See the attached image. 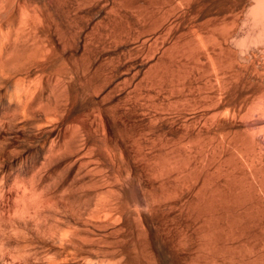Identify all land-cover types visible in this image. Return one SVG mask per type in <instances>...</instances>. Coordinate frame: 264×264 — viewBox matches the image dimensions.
I'll return each mask as SVG.
<instances>
[{"label": "bare ground", "instance_id": "bare-ground-1", "mask_svg": "<svg viewBox=\"0 0 264 264\" xmlns=\"http://www.w3.org/2000/svg\"><path fill=\"white\" fill-rule=\"evenodd\" d=\"M51 1H54V2H56V4H59V0H51ZM106 1H108V0H106ZM158 1L159 0H156L157 3H158ZM169 1L163 0L164 3L159 2L158 4H156V7L159 9V13L157 12V14L159 16L158 18H155V16L157 15L155 10H154L155 13L154 12L153 13L148 12V11H150L149 6L150 5L152 6V4H150V3H153V4L156 3L154 0H153V2L150 1V3H148L149 4L148 6L143 7V5H145V4H143L142 6L138 5V7H142V9L143 8L145 9V7H148L149 8L148 11H145L147 8L145 10L143 9L142 10L143 12L142 11L140 12L138 10L139 9L138 8L137 10L140 13L136 12L137 11L136 8H135L136 11H134V12H136V15H134L136 18V21L140 25H142L143 28H146L149 32V34L145 35V37L143 38V42L145 43L144 46L148 45L147 50H149L150 53L153 54L152 57L150 56L151 59H154V56L158 52L157 50L160 48L159 47L160 45L162 48V55L166 51H171L170 49L172 47H170L169 44H165V42L168 40L167 38L169 37V36H167L166 41H165V37H166L165 34H166V32H168L170 30V25H171L170 18L172 16V13L170 14L169 11L173 10V13L176 12L177 10L183 11L182 9L190 8L191 3H193V2H191L192 0H169ZM194 1H196V0H194ZM252 2H253V0L251 1V3ZM78 3H79V0H78ZM83 3H84V1H83ZM159 4H161V6ZM79 5H81V4H78V6ZM111 5H113V4H111ZM73 6H74V4H73ZM250 6H251V11L249 10L250 14H249V12H246V14L248 13L249 15L248 14H247L248 16L245 15L246 17L244 19L239 21V16H238V18H234L232 21H226V20L224 21L223 20L222 24L219 23V24H217V26H216V24L213 25V26H216L214 28H217V29H215V30H217L216 33L220 31L218 33V34H220V35H218L219 37L218 36L217 37L211 36L210 38L206 37L207 36L206 34L203 35V33H206L205 31L203 32V30L201 28H199V29L196 28L197 30L195 29L192 31H188L189 33H187L186 37L181 42H178L176 44V46L177 47L182 46L183 48H187L189 50V52L192 53L195 60L197 59L198 61H201L202 64L206 63V61H208V62L210 61V63L212 62V64H210V66L211 65L217 66V64L214 61L215 58H218V59L220 58V60H221V58H223V57L225 59V56H227V55H229V58L227 57L226 60L229 59L231 66L234 64V62H236V64L237 63L239 64L240 62H237V61H243L244 62L246 59H247V61L250 62L252 60V58H254L258 52H261L263 54V56H262V54L261 55L259 54V55H260V57L262 56L263 60H264V0H255L253 2V4H251ZM152 7H153V9L156 8V7H154V5ZM249 7L247 9H249ZM112 8H113V6H112ZM153 9L151 8V10H153ZM158 9H157V11H158ZM107 11H106V13H107ZM245 11H246V9H245ZM45 13L51 14L47 10V7L45 5L38 4L34 0H0V166L3 165L5 153L8 151L7 150L8 147L4 143L5 140L2 141V139H1L2 133L5 132L7 129L10 130V128L11 129L15 128V129L20 130L24 127L25 128L28 127L30 130V133L35 134V136L37 134L43 135L42 138H40L37 141V143L35 144V147L31 151H29L26 155L17 156V157H14L11 159L10 163L13 167L10 170L8 169L9 171H3L0 169V264H180V262H178L179 255L182 254L181 252L183 251V246L185 247V244H186V243L184 244L185 239H184L182 233H181V235H179L176 242L174 244L172 243L171 245L167 243L168 240L165 239L164 236L161 237L159 241L157 240L158 242L155 244V247H156V249H155L154 243L152 241V237L150 235V232L159 231V230L164 231L166 229V226L156 224V223L147 224L146 221L144 220V215L148 214V213L151 215V212L154 211L156 205L158 204V193H159L157 191L158 186H160V187L164 186L167 183H169L171 180L176 183V186L177 185L179 187H180V185L183 186L185 181L187 179H189L190 176L198 173V171L202 168L201 166L197 165V161H194V160H196L197 155L200 156L202 154L201 151L203 148V146H202L203 144H201V143H202L203 137H204L202 125H193V126L188 125L187 127L185 126L186 127L185 130L182 131L180 134L179 142L177 141L178 142L177 144L171 145L169 150H167V152L164 154L161 151H158V150H155L154 148H152L153 146L151 148H149L147 141H144L140 137H138V135L135 133V131L133 129L131 130V129L126 128V127H121L119 129L120 132L129 133L132 135V137L128 141V144H129L128 146H130L131 150L141 160H144L146 163H152L154 160L158 161V160H160V158L163 159L162 165L160 167H158L157 169L154 168V170H152V169L148 168V169L144 170L143 174L140 176L141 179H138L139 177L138 178L135 177L136 176L135 171L131 170L132 171L131 173L127 172L128 168L125 169V167L122 164L124 161L121 163L122 160L121 161L119 160L121 157L118 158V155H117L119 144H118V141L113 139V137H112L114 133L112 134L113 130H112V127H111L110 121H109V119H110L109 116H111V115H109L108 112L106 110H104L103 108L102 109L101 108H93L91 110L85 111L84 113H80V114H77L76 112L73 111L74 105L80 99L84 98L85 96H89L91 94H97L101 91V88H102L103 77H102V73H101V68L98 67L96 65V63L91 61L89 58V56L92 52V49L90 48V46L85 41V42H83V44L79 48L78 54L74 59H66L65 57L60 56L57 49L53 45L48 44V42L46 41V34H44L40 29V26L42 24H44V22H45V16H46ZM61 13H62V11H61ZM49 14H48V16H49ZM116 14H117V11L114 8V10L112 11V15L114 16V18H115ZM242 16H244V14ZM118 17H120V16L118 15ZM130 17H133V15ZM103 19H105V17ZM101 21L99 20V23ZM126 21H128V20L126 19ZM171 22H172V19H171ZM239 23H241V27L237 28L238 26H240ZM135 24H137V23H135ZM237 24H238V26H237ZM218 25H220V27H222L221 30H220V27ZM221 25H223V26H221ZM175 26H176V24H175ZM92 27H94V26H92ZM129 27H128V29H129ZM207 27H206V30L209 29L211 31V29H210L211 26L209 28H207ZM214 28L212 29L213 31H214ZM130 29H131V27H130ZM218 29H219V31H218ZM95 30H96V28H95ZM172 30H173V27H172ZM204 30H205V24H204ZM209 30H207V31H209ZM138 31H140V30H138ZM210 31H209V33H210ZM132 32H133V30H132ZM209 33L207 32V34H209ZM214 33L215 32H213L212 35ZM167 34H169V33H167ZM170 34H171V30H170ZM64 35H65L64 33L59 34V36H64ZM103 36H104V34H103ZM137 36H139V34ZM106 37H107V35H106ZM214 37L217 38V40L214 41L213 40ZM250 37H252L255 40V42L249 43V46H248V44H246V40H249ZM169 38H171V36ZM211 38H213V39H211ZM208 40H209V42H213V43L215 42L214 43L215 45L210 43V47H211V44L213 47L217 46L218 51H216V47L215 48L208 47V44H209ZM104 41H106V40H104ZM169 41H171V40H169ZM79 42H81V41H79ZM121 42H123V41H121ZM160 42H161V44H160ZM206 42L208 43L207 45H206ZM249 42H250V40H249ZM59 43H60V41H59ZM173 43H174V41H173ZM63 44H65V43H63ZM109 47H110V45H109ZM97 50H98V48H97ZM109 51H110V49H109ZM183 51H185V50H183ZM171 52H173V51H171ZM143 53H144V51H143ZM62 54H63V52H62ZM183 54H185V53H183ZM224 54H225V56H224ZM248 54H249V56H248ZM147 56H148V51H147ZM145 57H144V59H145ZM189 57H192V56H189ZM262 57L260 60H262ZM248 58H249V60H248ZM258 58L259 57H257L256 59H258ZM95 59H96V57H95ZM177 59H179V58L177 57ZM186 60H188V59H186ZM202 60H206V61L205 62L203 61L204 62L203 63ZM179 61H181V60H179ZM107 62H109V61H107ZM147 63H142V64H139L138 66L139 67H145L147 65ZM195 63L198 64L197 62H195ZM261 63H263V61ZM160 64H162V63L160 62ZM223 64H225V63H223ZM230 64H228V65H230ZM241 64L242 63H240V65ZM245 64H246V61H245ZM253 64H254V62H253ZM156 65H159V64L156 63ZM179 65H178V67H179ZM247 65H243V67H245ZM149 66L151 67L152 65H149ZM180 66H183V65H180ZM234 66H235V64H234ZM248 66H250V64ZM257 66L258 65H256V68H257ZM260 66L262 67L263 65L261 64ZM260 66H258V67H260ZM192 67H194V66H192ZM195 67H197V66H195ZM212 67H214V66H212ZM225 67H227V65ZM239 67H242V66H239ZM243 67H242V69H243ZM197 68H200V67H197ZM214 68H216V67H214ZM214 68L212 69V72L210 71L212 73L211 76L213 75L214 71L217 72V74L219 73L218 75L214 73V75L217 77L216 79L218 81V83H216V81H215V83L217 85L218 84L219 85H218L217 89H214L216 87L215 86L216 84L214 85V82H211V85L213 83V85L215 86L213 88V85H212V88L214 90H217L216 96L214 98H212L214 95L206 97L207 99H210V100L216 99V101H217L216 104H215V102H213L215 105V110H213L214 113L212 116L214 123H211L210 126L213 124H214V126H217V125H219L221 119L225 120L228 117H229L228 120L230 118H232V120H234V118L237 115L234 111V108L229 107L228 105H225V103H224V97L226 95V92L228 91L227 89L230 88L229 83L230 82L232 83V79H233L231 74H229L227 72L225 73V70L230 69V68L224 69L223 73L222 72L220 73L222 66H221L220 70H219V68L218 69L216 68L217 70ZM235 68H237V65ZM218 70H219V72H218ZM246 70H247V67H246ZM248 70H249V68H248ZM258 70H259V68H258ZM260 70H261V68H260ZM129 71H130V69H129ZM137 71H136V74H137ZM151 71L153 73V70H151ZM178 71H179V69H178ZM183 71H185V70H183ZM186 71H187V69H186ZM197 71H199V70H197ZM229 71H232V70H229ZM233 71H235V70H233ZM262 71L263 70H261L260 74L262 73ZM210 72H209V74H210ZM128 73H130V72H128ZM240 73L242 74V70ZM133 75H135V73H133ZM172 75H173V73H172ZM242 75H244V74H242ZM253 75H255V74L253 73ZM211 76L209 75V78ZM185 77L187 78L186 74H185ZM242 77L244 79V76H242ZM173 78H175V77H173ZM196 78H194V80ZM133 79H135V78L133 77ZM160 79L161 78H159V80ZM167 79H169V78H167ZM191 79H193V78H191ZM206 79H208V78H206ZM243 79H241V80H243ZM236 80L238 81L239 79H236ZM177 81L183 82V81H185V78L180 77ZM151 82H152V80H151ZM185 82H184V86H185ZM234 82H235V80H234ZM252 82L257 83L254 79L252 80ZM175 84L173 86H176ZM192 85H193V83H192ZM197 85L199 86L200 84H197ZM206 85H207V83H206ZM208 85H210V84H208ZM177 86L180 87V84ZM263 86H264V84H263ZM173 89H175V88H173ZM162 90H163V88H162ZM140 91H142V90L139 89V92ZM198 91H199V89H198ZM172 93L173 92H171V94ZM210 93H212V92H210ZM137 94H139V93H137ZM155 95H156V93H155ZM172 95H174V94H172ZM181 95H182V93H181ZM196 95H197V93H196ZM262 97L264 98V96H262ZM151 98H152V96H151ZM156 98H158V97H156ZM166 98H167V96H166ZM206 98H203L202 100H204ZM146 99H149V98H146ZM168 99H169V97H168ZM258 99H259V96H258ZM193 100L195 102V99H193ZM261 100L259 99L258 102H260ZM134 101H135V99H134ZM160 101L161 100H159V102ZM180 101L184 102V104H187V105L189 103V99L187 97H186V99H184V97L181 98ZM256 102H257V100L255 101V104L252 103V105H250V106H252L251 108L248 106L249 109L253 108L251 110V113H252V111H254V112L256 111V110H254L255 107H253L256 105ZM81 103H82V101H81ZM262 103H264V101ZM262 103L257 104L258 106H259V104L261 105L260 106L261 109L263 107ZM79 104H80V102H79ZM113 104H114V102H113ZM170 104H172V103H170ZM242 105H244V104H242ZM175 106L178 107L177 105H175ZM175 106H172V107H175ZM205 107H207V106H205ZM205 107H203V110H205ZM150 108H152V106ZM207 108H209V107H207ZM143 109H145V108H143ZM183 109H184V107H183ZM259 109H257V110H259ZM261 109L258 111L259 113H260V111L262 112ZM152 110H154V109H152ZM152 110H150V111H152ZM198 110L200 111V109H198ZM193 111H195V109ZM210 111H211V108H210ZM161 112H163V111H161ZM249 112H250V110H249ZM263 112H264V109H263ZM142 113H144V112H142ZM165 113H164V116H165ZM259 113H257V114H259ZM147 115H148V113H147ZM153 115H154V113H153ZM186 115H188V114L186 113ZM190 115L191 116H189V117H191V118H189V119L196 118L195 112H193V114H190ZM248 117H247V121H249ZM261 117L264 118V114H263V116L261 115ZM239 119H242L241 116ZM239 119H238V121H239ZM243 119H245V118H243ZM262 120H264V119H262ZM183 121H185V120H183ZM234 121H236V119ZM202 123H205V121ZM113 125H115V124H113ZM184 125H185V123H184ZM124 126H125V124H124ZM251 126H253V125H251ZM204 127H206V126H204ZM208 127H206V128L208 129ZM255 127H259V126H256V124H255ZM245 128L248 131L249 125H245ZM253 128H252V130L254 132L255 128L254 129ZM259 128H261V132H262L264 125H263V127H259ZM183 129H184V127H183ZM252 130L249 131V133L251 135L253 133ZM256 130H260V129H256ZM234 131L235 130H233V132ZM236 131H238V130H236ZM243 131H244V129H243ZM231 132H229V134ZM241 132H242V130H241ZM5 133H9V132L7 131ZM246 133H248V132H246ZM255 133H256V131H255ZM225 134H222V137H221L222 142H223L224 138L226 139L227 136L229 137L228 134H227V136H225ZM234 135H236V134H234ZM251 135L250 136L248 135V136L251 137ZM171 137H172V135H171ZM252 137L250 138V141L254 140L253 142L255 143V139L252 140ZM148 138H150V137H148ZM160 138H161V136H160ZM121 140L123 141V139H121ZM208 141H209V139H208ZM224 141H226V140H224ZM258 141H259V139H258ZM7 143H8V141H7ZM217 143H218V141H217ZM228 143H229V140H228ZM250 144H252V142ZM263 144H264V142H263ZM156 145H157V143H156ZM205 145H206V143H205ZM219 145H221V144H218V146ZM244 145H245V143H244ZM260 145H261V143H260ZM215 146H217V145H215ZM261 146H263V145H261ZM222 148H224V147H222ZM244 148H247V147H244ZM262 148H264V147H262ZM239 149H240V147H239ZM215 150H213V152ZM255 150H256V148H255ZM9 151H11V150H9ZM14 151H16V150H14ZM217 151H215V152L217 153ZM219 151H220V149H219ZM244 151H245V149H244ZM252 151H254V150H252ZM261 151H262V149H261ZM221 152H222V149H221ZM205 153H207V152H205ZM246 153H247V151H246ZM212 154H214V153H212ZM249 154H248V156H249ZM251 154H253V153H251ZM211 156H213V155H211ZM256 156H257V154H256ZM213 159H212V161H213ZM243 159H244V157H243ZM248 159H250V157ZM252 160H254V159H251V162H252ZM127 161H129V160H127ZM136 161H139V160L136 159ZM198 161H200V160H198ZM248 162H247V164H248L247 168H249ZM260 162H258V164ZM135 163H137V162H135ZM192 163H194V164L192 165ZM208 166H210V164ZM245 169H246V167H245ZM134 170H136V169H134ZM217 170H218V166H217ZM254 170H256V169H254ZM257 170H258V168H257ZM249 171H252V170H249ZM214 172H216V171H214ZM136 173H137V171H136ZM225 173H223V174H225ZM253 174H255V172ZM259 174L260 173H258V175ZM253 178H254V176H253ZM226 179H228V178L226 177ZM253 181H255V183L256 182L258 183V181H256V180H253ZM259 181L262 182L260 179H259ZM263 181H264V179H263ZM212 183H213V181H212ZM261 184H263V183H261ZM203 185H205V184H203ZM185 186H186V184H185ZM250 186H251V183H250ZM250 186H249V188H250ZM259 186H260V183H259ZM259 186H258V188H259ZM210 187H209V189H210ZM167 188H169V187H167ZM175 188H177V187H175ZM180 189H181V187H180ZM182 189H184V188H182ZM187 189H188V187H187ZM197 189H198V187H197ZM201 189H202V187H201ZM229 190H231V189H229ZM167 191H168V189H167ZM177 191H178V189H177ZM233 191H234V189H233ZM200 192L201 191L199 190V193ZM175 193H177V192H175ZM208 193H210V192H208ZM206 194H207V192H206ZM210 194H212V193H210ZM214 194L216 195V191ZM236 194H238V192ZM176 195H178V193ZM223 195L225 196V194H223ZM246 195H247V191H246ZM242 196H245V195H242ZM263 196H264V194H263ZM171 198H173V196ZM212 198H213V196H212ZM239 198H240V196H239ZM164 199H165V197L163 198V200ZM166 199H168V198H166ZM160 200H162V198ZM169 200H170V196H169ZM166 201H168V200H165L164 202H166ZM248 202H250V201H248ZM237 203L239 205V202H237ZM196 211H197V209H196ZM211 212H213V211L211 210ZM217 212H218V210H217ZM214 216H216V215H214ZM199 227H200V224H199ZM211 233H213V232H211ZM185 234H186V232H185ZM204 236L205 235H203V237ZM109 237H111V239ZM208 237H210V236H208ZM198 238H200V237H198ZM204 239H205V237H204ZM236 239H237V237H236ZM218 246L219 245H217V247ZM203 249H202V251H203ZM211 252L212 251L210 250V253ZM240 252H242V251H240ZM245 252H247V251L245 250ZM201 253H203V252H201ZM249 253H248V255H249ZM221 255L223 256L224 253ZM215 256H216V254H215ZM212 261H214V260H212ZM229 262H231V261H229ZM213 263H215V262H213Z\"/></svg>", "mask_w": 264, "mask_h": 264}, {"label": "rangeland", "instance_id": "rangeland-1", "mask_svg": "<svg viewBox=\"0 0 264 264\" xmlns=\"http://www.w3.org/2000/svg\"><path fill=\"white\" fill-rule=\"evenodd\" d=\"M34 1H36L38 4L45 5L47 7V10L51 13V14L48 13L49 16L47 13H45L46 14L45 22H44V24H42L40 26V29L44 34H46V41L48 42V44L53 45L57 49V51L59 52L60 56L65 57L66 59H74L78 54L79 48L81 47V45L85 41L87 42V44L92 49V52H91L89 58L91 61L96 63V65L98 67L101 68V73H102V77H103L102 88H101V91L99 93L91 94L89 96H85L84 98H82L83 100L80 99L74 105L73 111L76 112L77 114H80V113H84L85 111L91 110L93 108H101V109L103 108L104 110H106L108 112L109 115H111V116H109L110 117L109 121H110V125L112 127V130H113L112 134L114 133L112 137H113V139L117 140L118 144H119L117 155H118V158L121 157L119 159L120 161L122 160L121 163L124 161L122 164L125 167V169L128 168L127 172L131 173L132 171H135V175H136L135 177H137V178L139 177L138 179H141L140 176L143 174L144 170H146L148 168L152 169V170H154V168L157 169L158 167H160L162 165L163 159L160 158V160H158V161L154 160L152 163H146L144 160H141L131 150L130 146H128L129 145L128 141L130 140L132 135L129 133L120 132L119 129L121 127H126V128L131 129V130L133 129L135 131V133L138 135V137H140L144 141H147L149 148H151L153 146L152 148H154L155 150L161 151L164 154L167 152V150H169L171 145L177 144L179 142V140H180L179 137H180L181 132L184 131L188 125H191V126L202 125L204 137H203V141L201 144H203L202 146L204 149L202 148V151H201L202 154L201 155L202 156L204 155L205 157L203 156L204 157L203 158L201 155L200 156L197 155L196 160H194V161H197V165L201 166L202 168L198 171V173L190 176L189 179H187L185 181V183L183 184L184 187L180 185L181 189L178 185L176 186V183L172 180L164 186H161V187L158 186L157 191L160 193V194L158 193V204L156 205L154 211L151 212V215L149 213L144 215V220L146 221L147 224L156 223V224L166 226V229L164 231L159 230V231L150 232V235L152 237V241L154 243V248L156 249L155 244L160 240L161 237L164 236V238L168 240L167 243L171 245L172 243L174 244L176 242L177 238L182 233V235L186 241V242L184 241V244L185 243L186 244H185V247L183 246V251L181 252L182 254L179 255L178 262H180V264H206V263L207 264H245V263L246 264H264V196H263V194H264V181H263V179H264V177H263L264 176V165H263L264 164V154H263L264 148H262V147H264V144H263V142H264V128L262 129L263 133L261 132V128H259V127H263V125H264V120H262L264 118L261 117V115L263 116V114H264V112H263L264 103H262L264 101V98L262 97V96H264V86H263V84H264L263 83L264 82V78H263L264 77L263 76L264 75V73H263L264 72V68H263L264 67V60L262 57L263 54L261 52H258L255 57L256 58L259 57V58L256 59L254 57V58H252L253 61L251 60L250 62L247 61V59H246L245 60L246 64H245V61L244 62L243 61H237V62L242 63L243 65H247V64L249 65L250 64V66L247 65V66L243 67L242 64L241 65H240V63L236 64V62H234L235 66H234V64L231 66L229 59L226 60L227 57L229 58V55L225 56V54H224L225 59H224V57L221 58V60H220V58L219 59L215 58L216 60L214 59L217 66H215V65L210 66V64H212V62L210 63V61L208 62L206 60H202V62L206 61V63L203 62L204 64H202L201 61H198L197 59L195 60L194 56L192 55L191 52H189V50L187 48H183L182 46H180V47L178 46L179 47L178 48L176 46V44L178 42H181L186 37L187 33H189L188 31L195 30L196 28L197 29L201 28L203 30V32L205 31L206 33H203V35L206 34L207 35L206 37H209V38L211 36L217 37L218 35H220V34H218L220 32L219 29H218L219 32L216 33L217 30H215V29H217V28H214L217 26V24H219V23L222 24L223 20L224 21L225 20L226 21H232L234 18H238V16H239V21L244 19L246 16H248L250 14V11H251L250 5L253 4V2L255 0H253L252 3H251L252 0H196V1L192 0L191 2H193V3H191V7L188 9L184 8V9H182L183 11L180 10L181 11L180 12L177 10L174 13H173V10H170L169 11L170 14L172 13V16L170 18L171 34H170V30L168 32H166L165 41H166L167 36H169V37L171 36V38L168 37L167 38L168 40L165 42V44H169V46L172 47L170 50L173 51L174 53L171 51H166L162 55V48H161V45H160L161 42H160V44H159L160 46L158 45L160 48L157 50L159 53L158 52L156 53V55L154 56V59H151L153 54L150 53L149 50H147L148 45L144 46L145 43L143 42V38L145 37V35L149 34V32L146 28H143V26L140 25L136 21V18L134 16V15H136V12L140 13L144 9V8L142 9V7H138V5L142 6L143 4H145V5H143V7L148 6L149 5L148 3H150V1L153 2V0H125V1L124 0H114V1L108 0L109 2L106 0H79V3H78V0H69V1L68 0H61V1L59 0V4H56V2L51 1V0L50 1L49 0H45V1L44 0L43 1L42 0H34ZM83 1H84V3H83ZM154 1L156 2V0H154ZM159 2L161 3V2H163V0L162 1L159 0L158 3ZM77 3L81 4L82 6L81 5L78 6ZM158 3L156 2L154 4L153 3H150V4H152V6L154 5V7H156V4H158ZM73 4H74V6H73ZM111 4H113V5H111ZM159 5L161 6V4H159ZM112 6H113V8H112ZM152 6L151 5L149 6L150 9L148 7H145V9L146 8L147 9L146 10L144 9V10L148 11V9H149L150 11H148V12H150V13L151 12L153 13L155 10L156 14H157V12L159 13V9L157 7L153 9ZM248 7H249V9H247ZM114 8L117 11L115 18L112 15V11L114 10ZM135 8H136V10L139 8L138 10L140 12L138 10L136 11ZM151 8L153 10H151ZM157 9H158V11H157ZM245 9H246V11H245ZM60 10L62 11V13ZM106 11H107V13H106ZM134 11H136V12H134ZM246 12H249V14L247 13L248 14L247 15ZM131 14L133 15V17H130V16H132ZM241 14L242 15L244 14V16H242ZM118 15L120 17H118ZM104 17H105V19H103ZM158 17L159 16L157 14L155 16V18H158ZM126 19L128 21H126ZM171 19H172V22H171ZM99 20L100 21L102 20V21L99 23ZM134 22L137 24H135ZM175 24H176V26H175ZM204 24H205V30H204ZM215 24H216V26H213ZM239 24H240V26H238V24H237V26H238L237 28L241 27V23H239ZM92 26H94V27H92ZM127 26L128 27L130 26L131 29H130V27L128 29ZM171 26L173 27V30H172ZM210 26H211V28H210L211 31L209 29H207V30H209L211 34L209 33V31L206 30V27L209 28ZM218 26L220 27V25H218ZM221 26H223V25H221ZM95 28H96V30H95ZM213 28H214V31L212 30ZM221 28L222 27H220V30H221ZM137 29L140 31H138ZM132 30H133V32H132ZM212 31L215 32L213 35H212V33H213ZM207 32L210 35L207 34ZM58 33L59 34L64 33L65 35L59 36ZM167 33H169V34H167ZM103 34H104V36H103ZM138 34H139V36H137ZM106 35H107V37H106ZM215 37H214V39L213 38H211V39H213L214 41L217 40V38H215ZM104 40H106V41H104ZM169 40H171V41H169ZM249 40H250V42H249ZM249 40H246V44H248V46H249V43L255 42V40L252 37H250ZM59 41H60V43H59ZM79 41H81V42H79ZM121 41H123V42H121ZM173 41L175 44L173 43ZM63 43H65V44H63ZM208 43L206 42V45L208 44V47H210V43L214 44L215 42L214 43L209 42V40H208ZM212 44H211V47H213ZM109 45H110V47H109ZM96 47L98 48V50ZM215 47H216V51H218L217 46H215ZM215 47H213V48H215ZM109 49H110V51H109ZM142 50L144 51V53ZM183 50H185V51H183ZM147 51H148L149 57L147 56ZM62 52H63V54H62ZM183 53H185V54H183ZM259 54L260 55L262 54V56H261L262 60H260L261 57ZM189 56H192V57H189ZM248 56H249V54H248ZM95 57H96V59H95ZM144 57H145V59H144ZM177 57L179 59H177ZM186 59H188V60H186ZM106 60L109 62H107ZM179 60H181V61H179ZM248 60H249V58H248ZM262 61H263V63H261ZM160 62L162 64H160ZM195 62H197L198 64H196ZM253 62H254V64H253ZM142 63H147V65L145 64L146 65L145 67H139L138 65L142 64ZM156 63L159 65H156ZM223 63H225V64H223ZM179 64L183 65V66H180ZM228 64H230V65H228ZM261 64L263 65L262 67L260 66ZM149 65H152V66L150 67ZM178 65H179V67H178ZM226 65H227V67H225ZM236 65H237V68H235ZM256 65H258L260 67L257 66V68H256ZM192 66H194V67H192ZM195 66L200 67V68H197ZM212 66L216 67L217 69L219 68V70L222 66L220 73L221 72L223 73L224 69L230 68V69H226L225 73L227 72V73L231 74L232 78H233L232 83L231 82L229 83L230 88L228 87L229 89H227L228 91L226 92V95L224 97V103H225V105H228L229 107L234 108V111L237 114V115L235 114L236 117L234 118V120L236 119V121L232 120V118H230L228 120L229 117L226 118L225 120L221 119V121L219 123L220 126L219 125L214 126V124L210 126L211 123H214L212 116L214 113L213 110H215V105L213 102H215V104H216L217 101H216V99L210 100V99L206 98L207 96L209 97V96H213V95L214 96L212 98H214L216 96V92H217V90H214V89H217L218 85H219V84L218 85L216 84V83H218V81L216 79L217 77L214 75V73L217 74V72H215L213 70L214 72H213V75L211 76L212 69L214 68ZM239 66H242L243 69H242V67H239ZM246 67H247V70H246ZM216 68H214V69H216ZM248 68L250 71L248 70ZM258 68H259V70H260V68H261V70H263L261 74H260L261 70L259 71ZM129 69H130V71H129ZM178 69H179V71H178ZM186 69H187V71H186ZM151 70H153V73ZM183 70H185L186 72ZM197 70H199V71H197ZM219 70H218V72H219ZM229 70H232V71H229ZM233 70H235V71H233ZM241 70H242V74H244V75H242L240 73ZM136 71H137V74H136ZM128 72H130V73H128ZM209 72H210V74H209ZM133 73H135V75H133ZM172 73H173V75H172ZM253 73L255 75H253ZM185 74H186L187 78L185 77ZM209 75L211 76L210 78H209ZM172 76L175 78H173ZM179 76L185 78L186 82L185 81H183V82L177 81L180 78ZM242 76H244V79ZM133 77L135 79H133ZM159 78H161V79L159 80ZM167 78H169V79H167ZM191 78H193V79H191ZM194 78H196V79L194 80ZM206 78H208V79H206ZM236 79H239V80L237 81ZM241 79H243V80H241ZM253 79L257 83L252 82ZM151 80H152V82H151ZM234 80H235V82H234ZM215 81H216V83H215ZM184 82H185V86H184ZM211 82H214V85L216 84L215 85L216 87H215L212 83L213 88L215 87L214 89L212 88ZM192 83H193V85H192ZM196 83L200 84V85L198 86ZM206 83H207V85L208 84H210V85L207 86ZM174 84L176 86H173ZM179 84H180L181 88L179 86H177ZM162 88H163V90H162ZM173 88H175V89H173ZM139 89L142 91L139 92ZM198 89H199V91H198ZM209 91L212 93H210ZM154 92L156 93V95ZM171 92H173L172 94H174V95H172ZM137 93H139V94H137ZM181 93H182V95H181ZM196 93H197V95H196ZM151 96H152V98H151ZM166 96H167V98H166ZM258 96H259L260 100L262 99L261 100L262 102L261 101L258 102V100H259ZM156 97H158V98H156ZM168 97H169V99H168ZM183 97H184V99H186V97L189 99L188 105L184 104V102L180 101V99ZM202 97L206 98V99L202 100L203 99ZM146 98H149V99H146ZM134 99H135V101H134ZM193 99H195V102ZM159 100H161V101L159 102ZM256 100L258 103H260V104L262 103L263 107L261 109L260 108L261 105L259 104V106H258L257 105L258 103L256 102V105L258 107L256 105L253 106L256 108V109L254 108V110H256V111L255 112L252 111V113H253L252 114L251 110L253 108L249 109L248 106L251 108L252 106H250V105H252V103L255 104ZM81 101H82V103H81ZM79 102H80V104H79ZM113 102H114V104H113ZM170 103H172V104H170ZM242 104H244V105H242ZM175 105H177L178 107H176ZM151 106H152V108H150ZM172 106H175V107H172ZM205 106H207L209 108H207ZM183 107H184V109H183ZM203 107H205V110H203ZM143 108H145V109H143ZM210 108H211V111H210ZM259 108L262 110L263 113L261 111H260V113L258 112L260 110ZM152 109H154V110H152ZM194 109H195V111H193ZM198 109H200V111ZM257 109H259V110H257ZM150 110H152V111H150ZM249 110H250V112H249ZM161 111H163V112H161ZM142 112H144V113H142ZM193 112H195L196 118L189 119V118H191V117H189V116H191L190 114H193ZM147 113H148V115H147ZM153 113H154V115H153ZM164 113H165V116H164ZM186 113L188 115H186ZM257 113H259V114H257ZM240 116L242 119H239ZM247 117H248L249 121H247ZM243 118H245L246 120ZM238 119H239V121H238ZM183 120H185V121H183ZM204 121H205V123H202ZM184 123H185V125H184ZM113 124H115V125H113ZM124 124H125V126H124ZM255 124H256V126H259V127H255ZM245 125H249L248 131L245 128ZM251 125H253V126H251ZM204 126H206V127L209 126V127L207 129ZM183 127H184V129H183ZM252 128L254 129V132H253ZM243 129H244V131H243ZM256 129H260V130H256ZM233 130H235V131L233 132ZM236 130H238V131H236ZM241 130H242V132H241ZM251 130L253 132L252 135L249 133V131H251ZM7 131L10 134L5 133ZM255 131H256V133H255ZM5 132L2 133L1 139H2V141L5 140L4 143L7 145L8 151L5 153L3 165L0 166V169L3 171H9L13 167L10 163L11 159L14 157H17V156L26 155L29 151H31L35 147V144L37 143V141L40 138H42L43 135L37 134L35 136V134L30 133V130L28 127H26V128L24 127L20 130L15 129V128H12V129L10 128V130L7 129ZM229 132H231V133L229 134ZM246 132H248L249 134ZM222 134H225V136H227V134L229 135V137L227 136L226 139L225 138L223 139V142H222V138H221ZM234 134H236V135H234ZM247 134L249 136L251 135V137L255 134L252 137V140L255 139V143L253 142L254 140L250 141L251 137H249ZM171 135H172V137H171ZM160 136H161V138H160ZM148 137H150L151 139ZM257 138L259 139V141ZM121 139H123V141ZM208 139H209V141H208ZM215 139L218 141V143ZM224 140H226V141H224ZM228 140H229V143H228ZM7 141L9 144L7 143ZM251 142H252V144H250ZM156 143H157V145H156ZM205 143H206V145H205ZM244 143H245V145L246 144L247 145L245 146ZM260 143L263 146H261ZM218 144H221V145H219L220 147L218 146ZM215 145H217V146H215ZM222 147H224V148H222ZM239 147H240V149H239ZM244 147H247V148H244ZM255 148H256V150H255ZM212 149L213 150L216 149L215 151L218 150L217 153L215 151L213 152ZM219 149H220V151H219ZM221 149H222V152H221ZM244 149H245V151H244ZM261 149H262V151H261ZM9 150H11L12 152ZM14 150H16V151H14ZM252 150H254V151H252ZM246 151H247V153H246ZM205 152H207V153H205ZM212 153H214V154H212ZM251 153H253V154H251ZM248 154H249V156H248ZM256 154L258 157L256 156ZM211 155H213L214 157L215 156L216 157L218 156V157L214 158ZM243 157H244V159H243ZM249 157H250V159H248ZM136 159L139 161H136ZM212 159H213V161H212ZM251 159H254V160H252V162H251ZM127 160H129V161H127ZM198 160H200V161H198ZM135 162H137V163H135ZM247 162L249 163V168H247L248 167ZM258 162H260L261 164L260 163L258 164ZM193 164L194 163H192V165ZM209 164H210V166H208ZM217 166H218V170H217ZM245 167H246V169H245ZM257 168H258V170H257ZM134 169H136V170H134ZM254 169H256V170H254ZM213 170L216 172H214ZM249 170H252V171H249ZM136 171H137V173H136ZM254 172H255V174H253ZM223 173H225V174H223ZM258 173H260V174L258 175ZM252 175L254 176V178ZM226 177L228 179H226ZM259 179L262 182H260ZM253 180L258 181V183L257 182L255 183V181H253ZM212 181H213V183H212ZM202 183L205 185H203ZM250 183H251V186H250ZM259 183H260V186H259ZM261 183H263V184H261ZM185 184H186V186H185ZM256 184L259 186V188ZM249 186H250V188H249ZM167 187H169V188H167ZM175 187H177V188H175ZM187 187H188V189H187ZM197 187H198V189L200 188L199 189L201 191L200 193H199V190L197 189ZM201 187H202V189H201ZM209 187H210V189H209ZM182 188H184V189H182ZM167 189H168V191H167ZM177 189H178V191H177ZM229 189H231V190H229ZM233 189H234V191H233ZM215 191H216V195L214 194ZM246 191H247V195H246ZM175 192H177L178 195H176L177 193H175ZM206 192H207V194H206ZM208 192H210L212 194H210ZM237 192H238V194H236ZM223 194H225L226 197ZM242 195H245V196H242ZM169 196H170V200H169ZM172 196H173V198H171ZM212 196H213V198H212ZM239 196H240V198H239ZM160 197L162 198V200H160L161 199ZM164 197H165V199L163 200ZM166 198H168V199H166ZM165 200H168V201L164 202ZM236 201L239 202V205ZM248 201H250V202H248ZM196 209H197V211H196ZM211 210L213 212H211ZM217 210H218V212H217ZM214 215H216V216H214ZM199 224H200V227H199ZM185 232H186V234H185ZM211 232H213L214 234ZM203 235H205L204 236L205 239H204ZM208 236H210V237H208ZM111 237H109V238L111 239ZM198 237H200V238H198ZM236 237H237V239H236ZM217 245H219V246L217 247ZM202 249H203V251H202ZM210 250L212 251L211 253H210ZM245 250L247 252H245ZM240 251H242V252H240ZM201 252H203V253H201ZM223 253H224V255L222 256L221 254H223ZM248 253H249V255H248ZM215 254H216V256H215ZM212 260H214V261H212ZM229 261H231V262H229ZM213 262H215V263H213Z\"/></svg>", "mask_w": 264, "mask_h": 264}]
</instances>
